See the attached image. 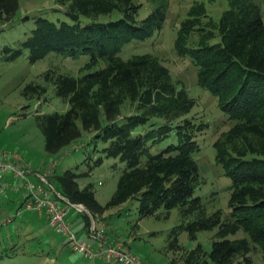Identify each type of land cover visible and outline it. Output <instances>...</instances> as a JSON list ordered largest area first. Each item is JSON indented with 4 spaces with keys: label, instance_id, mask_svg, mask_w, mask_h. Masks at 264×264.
I'll return each mask as SVG.
<instances>
[{
    "label": "trees",
    "instance_id": "1",
    "mask_svg": "<svg viewBox=\"0 0 264 264\" xmlns=\"http://www.w3.org/2000/svg\"><path fill=\"white\" fill-rule=\"evenodd\" d=\"M227 1L229 7L209 28L192 19L198 13L192 8L177 38V47L187 49L180 55L191 56L199 83L218 98L232 122L214 143L216 159L230 179L231 212L226 217L221 210L207 213L203 198L195 195L202 182L195 158L201 150L197 134L206 127L189 116L195 101L153 55L120 56L129 43L162 30L169 0H148L151 11L141 19L144 4L135 0H58L65 9L55 11H64L68 19L37 15L31 34L2 50L7 61L26 51L31 63L52 52L71 58L90 55L88 68L104 61L105 66L79 77L47 71L45 78L70 107L37 111L35 119L48 152H60L83 131H92L93 141L109 143L104 156L118 158L124 168L105 205L97 200L93 183L80 185L78 179L88 172L65 170L57 176L59 191L93 215L135 199L142 217L161 208L169 216L178 208L188 220L180 228L194 240L199 231L216 230L210 250L199 244L174 264H256L257 253L264 260V20L254 0ZM18 7L19 0H0V21L10 22ZM114 12L119 16L100 18ZM194 34L199 36L195 45L181 44ZM46 92L41 84L24 88L25 95L39 99ZM127 103L134 112L124 115ZM103 160L98 157L94 165ZM170 246L183 249L177 237Z\"/></svg>",
    "mask_w": 264,
    "mask_h": 264
},
{
    "label": "rangeland",
    "instance_id": "2",
    "mask_svg": "<svg viewBox=\"0 0 264 264\" xmlns=\"http://www.w3.org/2000/svg\"><path fill=\"white\" fill-rule=\"evenodd\" d=\"M261 10L264 20V0H254ZM143 3L139 18L145 17L152 8L148 0H135ZM170 7L164 27L152 37L144 41H133L126 45L120 56L128 59L137 54L149 53L166 65L171 72L173 80L184 88L188 96L193 98L195 106L189 116H196L199 124L206 127L197 134L201 150L196 152L201 184L195 195L203 198L207 213L212 214L218 210L223 217L230 214L229 186L230 179L224 174L222 166L216 159L214 143L232 125L227 114L220 106L218 98L206 90L198 81V68L189 54H185V47H177V38L182 23L189 18L192 8L198 13L192 17L200 26L210 27L217 21L224 10L229 7L227 0H169ZM63 10L65 7L58 0H19V7L10 22L0 21V149H9L22 152L29 158L38 161L47 160L44 171L38 170L36 174H48V179L57 187V176L67 169L79 173L88 172L89 176L78 179L81 186L93 183L96 198L100 204L105 205L117 188V182L124 168L118 158H107L102 149L109 145L92 140L94 132L83 131V135L70 146L60 152L50 153L45 148V139L37 125L35 115L53 111L65 112L69 104L56 95L54 85L48 81L44 74L51 71L54 75L66 74L79 77L91 68L97 69L105 66L100 61L88 68L90 55L79 58L66 57L55 52L35 63L29 61L26 51L18 59L7 61L2 55L3 48L8 45L14 47L18 42L25 40L35 27V17L44 15L51 20L68 19ZM48 12V13H46ZM29 16V18H26ZM119 16L114 12L111 16L102 15L100 18L109 20ZM181 44L193 46L199 41L198 35ZM88 69H87V68ZM41 84L47 88L42 98L27 96L24 88L31 84ZM134 112L129 103L125 106L123 114ZM31 156V157H30ZM26 157V158H27ZM98 157H103V163L94 165ZM35 179V178H34ZM59 190V189H58ZM14 195L5 196L0 193V264H104L101 257L88 260L81 253L71 249L66 239L57 234L47 220L40 215L25 212L17 214V205ZM78 209L69 206L68 218L72 229L89 243L94 240L89 237L91 225L102 223L110 237L109 243H123L127 250L138 258L142 264H174L187 251L195 249L202 244L210 250L212 238L216 230L199 231L197 239H192L188 231L180 228L188 221L181 215L178 208L165 216V209L142 217L139 213V202L135 199L111 207L102 214H91L84 206ZM92 221L89 231L87 224ZM79 223H83L79 227ZM90 224V223H89ZM77 225V227H76ZM176 231V232H175ZM175 232V233H173ZM240 232L237 236H242ZM178 238L180 249H172L170 242ZM256 264H264L262 255L257 253ZM112 264H122L113 262ZM178 264V263H177Z\"/></svg>",
    "mask_w": 264,
    "mask_h": 264
},
{
    "label": "built area",
    "instance_id": "3",
    "mask_svg": "<svg viewBox=\"0 0 264 264\" xmlns=\"http://www.w3.org/2000/svg\"><path fill=\"white\" fill-rule=\"evenodd\" d=\"M50 172L36 174L24 153L0 149V193L17 198L18 215L31 212L43 216L48 225L66 239L73 251L88 260L101 257L105 260L104 264H142L123 243L110 244L105 228L95 223L90 229L94 243L79 237L68 218L69 206L77 204H72L48 179Z\"/></svg>",
    "mask_w": 264,
    "mask_h": 264
},
{
    "label": "crops",
    "instance_id": "4",
    "mask_svg": "<svg viewBox=\"0 0 264 264\" xmlns=\"http://www.w3.org/2000/svg\"><path fill=\"white\" fill-rule=\"evenodd\" d=\"M26 157H27V156H26ZM30 157H31V156H30ZM27 160L32 164V166L35 168V170L39 168L38 170H40V171H44V170H45L44 168H45V166H47V163H48L47 160H44V161H41V160H40V161H38L37 158H35V157H34V158H32V157H31V158L27 157ZM36 165H38L39 167L36 168V167H35ZM43 169H44V170H43ZM56 187H57V186H56ZM57 189H59V188L57 187ZM76 207L79 209V208L82 207V205H81V206L76 205ZM82 224H83V223H79V227H78V228H80V227H82V226L84 225V224H83V225H82ZM91 224H92V221L90 222L89 225H87V227H88L87 231H89V228H90V225H91ZM97 224H98L100 227H103L102 223H98V222H97ZM81 225H82V226H81ZM76 227H77V225H76ZM80 229H81V228H80ZM77 230H78V229H77ZM77 230H74V231L77 233ZM89 237L92 238L90 233H89Z\"/></svg>",
    "mask_w": 264,
    "mask_h": 264
}]
</instances>
